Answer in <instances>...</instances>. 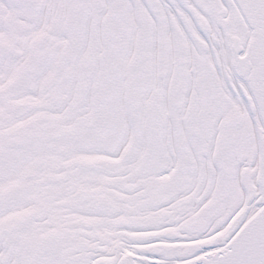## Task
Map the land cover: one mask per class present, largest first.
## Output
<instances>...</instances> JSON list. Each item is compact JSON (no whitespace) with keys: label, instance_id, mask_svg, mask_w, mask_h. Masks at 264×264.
Listing matches in <instances>:
<instances>
[{"label":"snow or ice","instance_id":"snow-or-ice-1","mask_svg":"<svg viewBox=\"0 0 264 264\" xmlns=\"http://www.w3.org/2000/svg\"><path fill=\"white\" fill-rule=\"evenodd\" d=\"M0 264H264V0H0Z\"/></svg>","mask_w":264,"mask_h":264}]
</instances>
